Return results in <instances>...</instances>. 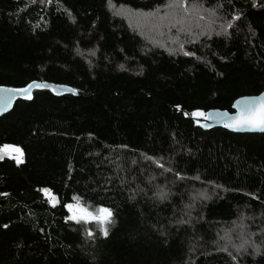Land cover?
Listing matches in <instances>:
<instances>
[{
  "label": "trees",
  "instance_id": "obj_1",
  "mask_svg": "<svg viewBox=\"0 0 264 264\" xmlns=\"http://www.w3.org/2000/svg\"><path fill=\"white\" fill-rule=\"evenodd\" d=\"M167 2L113 0L141 12ZM252 4L225 3L216 31L242 14L228 36L181 34L185 56L162 36L164 46L153 47L108 0H0V86L40 81L79 92L35 91L0 118V147L23 153L21 164L0 159V193H8L0 264H234L216 250L226 231L238 245L250 233L264 239V134L202 131L184 114L231 112L235 100L264 90V0ZM74 195L113 210L107 238L85 235L98 231L94 223L65 222L62 205ZM246 248L240 264H264V247Z\"/></svg>",
  "mask_w": 264,
  "mask_h": 264
},
{
  "label": "snow or ice",
  "instance_id": "obj_2",
  "mask_svg": "<svg viewBox=\"0 0 264 264\" xmlns=\"http://www.w3.org/2000/svg\"><path fill=\"white\" fill-rule=\"evenodd\" d=\"M32 2L35 3L36 0H32ZM40 2L43 3L44 0H40ZM48 2L50 3L51 0H48ZM225 3L232 5L233 0H225L224 3H222L221 0H217V2L210 7L206 6V0H191V3H189V0H168V2L164 4L165 11L163 12H161L159 8H156L151 12H141L138 9H125L124 6H121V9H116V6L113 4V0H108V5L109 8L113 10V15L119 16L126 14V18L129 20V27L132 28L133 24L136 26L134 31L137 29L147 28L149 32L155 31L158 35L164 36L166 33L162 29L167 28L168 32L175 30L176 36L171 39V43L178 44L179 50L183 52L185 56L192 55V53L184 51V43L180 41L181 34H184L189 38L197 35L210 37L212 34H215L216 36H228V30L234 28L233 21H238L241 19L242 14L240 13L231 15L230 19L219 25L221 31H216V22L220 18V13L224 10ZM252 6H257L256 0H253ZM69 15L71 14L69 13ZM199 21H206V23L201 25ZM193 22H195V27L200 29L198 33L193 29ZM138 34L142 36L144 35L142 31ZM190 42L195 43V40H190ZM149 43L152 44L153 47L164 46L155 39H149ZM174 51V49H169L170 54H173ZM92 55H95V52H92ZM120 67L123 68L124 65H120ZM47 87V84H37L35 81H33L21 89L0 88V112L7 110V108L11 106L13 101V93H18L24 99L31 100V89ZM3 93H7V95H4ZM257 104L261 105L259 110H257ZM233 107L238 108L239 112L237 116L228 118V122L224 124L225 128L239 130L241 127L252 125L254 127L264 129V94H262L260 97L237 100ZM211 115L213 114H206L202 110H197L192 113L193 117H203L204 119H208ZM215 115L226 116L227 114L217 112ZM13 153H15V155H12ZM5 155L10 156V158L15 160L17 164L23 163V153L17 146L5 144L0 147V159H3V156ZM148 159H151V157H148ZM133 163H135V161H133ZM159 166L161 168L164 167L162 164ZM166 171H172V169L169 168L166 169ZM177 176L179 178V174H177ZM39 191L45 194L47 202L52 207H56L59 201L57 196L52 193L50 189L43 188ZM140 191H143V189H140ZM7 195L8 193H0V196ZM156 195L161 200H167L169 193L161 189L156 193ZM131 198L134 199L135 197L133 196ZM198 198L207 200L210 197L207 195V193L200 192L198 194ZM71 200L73 202L62 205L65 209H67L68 213L65 216V222H74L82 226L94 223L97 226L98 231L94 232L90 228H85V235L90 239H94L97 235H102L103 237L107 238L109 236L108 226L115 224L113 210L104 206H98L90 209L88 206L81 203L80 197L75 195L71 198ZM186 207L191 208L192 205L189 204L186 205ZM241 219H243V217H241ZM177 223L185 224L187 221L181 219L177 221ZM2 227L7 229L9 225L4 224ZM240 227L243 228L245 226L241 224ZM229 231H226L225 235L221 237V240L225 241V243H217L216 250L227 253L228 257L234 262V264H240V257L242 254H247V248L245 247L246 245L252 248L254 255L261 254V248L264 247V239H261L260 243H256L251 239V236L255 235V233H250L248 239L238 237L242 242L237 245L231 242ZM161 235H163V233H161ZM261 235L264 236V230H262ZM230 248L234 249L235 252L230 251Z\"/></svg>",
  "mask_w": 264,
  "mask_h": 264
},
{
  "label": "water",
  "instance_id": "obj_3",
  "mask_svg": "<svg viewBox=\"0 0 264 264\" xmlns=\"http://www.w3.org/2000/svg\"><path fill=\"white\" fill-rule=\"evenodd\" d=\"M37 84H47L48 87L47 88H33L30 90V95L32 96L33 99V93L35 91H42V90H48L52 95L56 96V97H61L63 95H67V94H71L74 96L79 95V92L77 91H73L72 88L66 86V85H59V84H53V83H48V82H40V81H35ZM31 83V82H30ZM25 87V86H24ZM21 87V88H24ZM0 88H4V89H21V88H12V87H4V86H0ZM4 95H7V93H3ZM262 94H264V90L256 95V96H248V97H241L238 98L237 100H241L244 98H253V97H260ZM28 100V99H24L20 94L18 93H13V101L11 106H9L7 108V110H4L2 112H0V118L7 115L8 113H10L13 109V107L15 106V104L17 102H30L32 101ZM235 100L232 104L231 107V112L226 111V110H218V109H211L207 112H205L206 114L208 113H212L213 115H211L208 119H204L203 117H193L192 115H188L186 112H184V114L186 115V117L192 121V123L194 124V126L196 128L201 129L202 131H210V130H214V129H223L228 131L229 133L232 134H240V135H244V134H264V129L258 128V127H254L252 125H247L244 127H241L239 130H233L231 128H225L224 124L226 122H228V118L229 117H235L237 116L239 109L236 107H233V105L235 104V102L237 101ZM261 107L260 104H257V110H259V108ZM226 113V116H216L215 113ZM206 125V126H204Z\"/></svg>",
  "mask_w": 264,
  "mask_h": 264
},
{
  "label": "rangeland",
  "instance_id": "obj_4",
  "mask_svg": "<svg viewBox=\"0 0 264 264\" xmlns=\"http://www.w3.org/2000/svg\"><path fill=\"white\" fill-rule=\"evenodd\" d=\"M163 11H165V9H163V10H161V12H163ZM120 16H126V14L125 15H120ZM127 20V19H126ZM128 22V21H127ZM199 23L201 24V25H204L205 23H206V21H199ZM128 24H129V22H128ZM136 26H135V24H133V27L131 28L133 31H134V28H135ZM193 29H194V31L195 32H199L200 31V29H198V28H196L195 27V22H193ZM216 29H218V26L216 25ZM166 34H170V36H168V37H166L167 35L165 34L164 36H162V39H169V40H171L172 38H174L173 36H174V34H176V32H175V30H173L172 32H168V29L167 28H164V29H162ZM143 32L144 33V35H143V38H148L147 40L149 41V39H155V40H157V41H159V43H161V44H163L161 41H160V39H158L157 38V36H160V35H158L155 31H153V32H149L148 30H147V28H143V29H137V30H135V32ZM191 38H193V37H191ZM146 40V41H147ZM180 41L181 42H183V43H185V38L183 37V36H180ZM178 49H179V47H178ZM12 155H15V153H13ZM91 209V208H90ZM238 228V227H237ZM239 240H241V239H239ZM242 242V241H241ZM238 245V244H237ZM246 247V246H245ZM233 251L235 252V250L233 249Z\"/></svg>",
  "mask_w": 264,
  "mask_h": 264
}]
</instances>
